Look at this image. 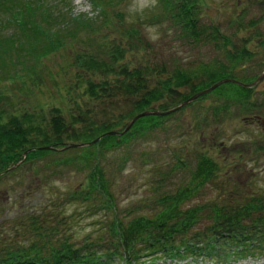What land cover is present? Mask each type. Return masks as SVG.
Wrapping results in <instances>:
<instances>
[{"label":"trees","instance_id":"trees-1","mask_svg":"<svg viewBox=\"0 0 264 264\" xmlns=\"http://www.w3.org/2000/svg\"><path fill=\"white\" fill-rule=\"evenodd\" d=\"M90 1L99 11V26L96 20L84 16L67 17L70 10L65 16L58 12L54 18L47 13L45 0H0V17L3 16L0 18V68L5 72L0 82L12 81L14 77L24 76V72L35 73L39 62L61 47L63 27L68 29L71 25L75 29L78 26L96 30L111 25L114 15L123 19V13L113 12L112 17L109 16L114 2L123 0ZM157 3L187 38L213 44L222 51V57L192 69H175L158 78L154 70L145 73L142 63L130 68L124 62L127 50L120 41L116 44L104 42L98 51L86 50L73 57L71 66L89 77L85 85L77 83V87L83 89L78 101L71 97L80 113H73L71 107L52 106L49 120L40 121L36 112L17 111L0 103V180L13 175L37 156L59 157L66 152H81L61 158L70 163L82 162L87 171L83 188L69 196L83 203L88 213L104 214L97 221V229L76 237L71 231L73 214L65 216L46 210L24 212L12 219L11 235L0 232V264H145L148 260L190 256L226 264L258 255L264 257V197L259 192L248 194L234 188L231 193L223 185L216 198L187 206L207 187L211 188L220 175L221 166L208 152L198 156L194 170L183 184L166 188L152 200L140 202L139 206L117 208L106 166L102 163L103 151L127 144L136 136L150 134L163 126L167 116L150 114L137 119L123 134L107 135L96 141L100 136L123 132L140 113H166L223 79L247 84L258 76L236 77L233 69L243 66L246 47L233 44L216 26L200 25V13L196 9L198 0H157ZM6 28L13 30L5 37L1 32ZM75 29H68L71 37L75 36ZM123 34L121 38L138 37L134 27ZM13 54L16 63L22 66L20 75L14 71L11 76L8 73L11 70L6 71L16 67L14 61L9 60L14 59ZM26 62L31 64L27 66ZM94 77L102 78L96 81L92 80ZM153 77L156 84L150 85ZM72 86L66 88V98L70 97ZM232 86L235 87L233 92L224 95L225 99L230 104L245 105L254 88L225 83L209 94ZM117 97L130 101L125 111L106 119H82L87 115L81 112L87 102L81 104L84 99L107 100L112 105ZM4 98L0 94V101ZM65 113L70 120H65ZM141 208L150 213H139Z\"/></svg>","mask_w":264,"mask_h":264},{"label":"rangeland","instance_id":"rangeland-1","mask_svg":"<svg viewBox=\"0 0 264 264\" xmlns=\"http://www.w3.org/2000/svg\"><path fill=\"white\" fill-rule=\"evenodd\" d=\"M45 3L47 13L54 18L58 12L63 16L70 10L67 17L84 16L101 25L99 11L90 0H45ZM196 5L200 13V25L216 26L233 44L245 46L250 51L251 55H247L243 66L233 69L236 77L245 78L262 73L264 0H198ZM113 12L123 13L124 20L113 14L114 22L111 25H103L96 30L78 26L75 29L69 25L68 29H75L74 37L69 35L66 26L63 27L61 47L42 59L35 73L29 75L24 72V76L0 82V94L5 96L0 101L1 105H8L9 109L17 111L36 112L40 115V121L49 120L52 106L62 109L71 107L73 113H80L73 102L82 96L83 89L78 88L77 83L85 85L89 77L71 66L73 57L86 50L98 51L99 45L104 42L116 44L120 41L127 50L124 62L130 68L142 63L145 73L154 70L158 78L171 74L175 69H192L222 57V51L213 44L187 38L180 27L163 14L157 0L115 1L109 9V16L112 17ZM131 27L138 31V37H130L128 42L127 38L121 37ZM12 30L6 28L1 34L6 37ZM13 57L9 60L14 61L16 67H9L6 71L11 70L8 71L11 76H14V71L20 75L22 66L16 63L14 54ZM26 64L29 66L31 62ZM3 73L4 70L0 68V78H4ZM100 78L94 77L92 80L98 81ZM152 79L150 85L156 84L157 80L154 77ZM70 85L73 88L70 97L66 98L65 90ZM252 87L254 89L245 105L230 104L225 99L233 92L234 86L209 94L211 91L204 94L207 96L203 99L173 108V112L166 114L163 126L150 131V134L136 136L127 144L105 149L101 156L102 163L106 166L117 208L139 206L140 202L152 200L166 188L169 190L183 184L189 172L194 170L198 156L204 152H208L219 163L221 172L212 187H207L202 195L189 201L187 206L216 198L218 189L223 185L231 193L232 189L237 188L248 194L259 192L264 197V77ZM117 98L112 105L107 100L84 99L81 104L87 102L81 107V112L87 115H83L82 119H106L125 111L130 101ZM64 116L65 120H70L69 114L65 113ZM80 154L73 151L59 157L37 156L19 170H16L17 166L14 167L16 172L13 175L2 178L0 232L10 234L14 225L12 219L22 213L42 210L65 216L73 214L71 231L76 237H83L97 229V221L103 212L88 213L83 203L69 196L71 192L83 188L87 171L83 169L82 162L70 163L61 158ZM139 213L150 211L141 208ZM145 264L218 263L190 256L173 260H148ZM226 264H264V257L258 255Z\"/></svg>","mask_w":264,"mask_h":264},{"label":"water","instance_id":"water-1","mask_svg":"<svg viewBox=\"0 0 264 264\" xmlns=\"http://www.w3.org/2000/svg\"><path fill=\"white\" fill-rule=\"evenodd\" d=\"M263 77H264V72L261 73V74L256 78V80H255L253 83H251V84H243V83H240V82L235 81V80H233V79H223V80L218 81L217 83L213 84L210 88H208V89H206V90H203V91H201V92H199V93L193 95V96L190 97L188 100H186V101L183 102L181 105H179V107L189 104L190 102L194 101V100L197 99L198 97H200V96H202V95H204V94H207V93H209V92L215 90L216 88H218L219 86H221V85H223V84H225V83H234V84H237V85L242 86V87H252V86L256 85V84H257V83H258ZM179 107H178V108H179ZM174 110H175V109H172V110H170V111H168V112H166V113H159V112H155V111H154V112H143V113H140V114L136 115L133 119H131V121L128 123L126 129L124 130V132L127 131V130H129V128L131 127V125H132L137 119H139V118H141V117H144V116H147V115H150V114H154V115H158V114L166 115V114H168V113L173 112ZM122 133H123V132H121V133H118V132H108V133H106V134L100 136L96 141L100 140L101 138H103V137H105V136H107V135H118V134H122ZM75 146H76V147H80V146H83V145H73V147H75ZM48 148H49V147H47L46 149H48Z\"/></svg>","mask_w":264,"mask_h":264},{"label":"flooded vegetation","instance_id":"flooded-vegetation-1","mask_svg":"<svg viewBox=\"0 0 264 264\" xmlns=\"http://www.w3.org/2000/svg\"><path fill=\"white\" fill-rule=\"evenodd\" d=\"M246 51H247V55L249 56V54H250V51L246 48ZM251 55V54H250ZM247 56V57H248ZM248 72V71H247ZM250 77V76H249ZM252 82V81H251ZM251 82H249V83H251Z\"/></svg>","mask_w":264,"mask_h":264}]
</instances>
